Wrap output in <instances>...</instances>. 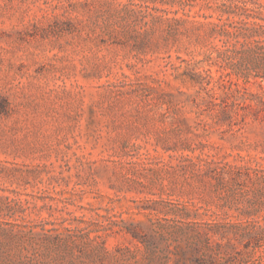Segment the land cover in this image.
<instances>
[{
	"label": "rangeland",
	"instance_id": "374dc122",
	"mask_svg": "<svg viewBox=\"0 0 264 264\" xmlns=\"http://www.w3.org/2000/svg\"><path fill=\"white\" fill-rule=\"evenodd\" d=\"M261 6L0 0V221L120 230L103 264H151L131 225L263 226L264 88L235 77L248 61L221 55L213 26ZM221 244L220 264H264V237Z\"/></svg>",
	"mask_w": 264,
	"mask_h": 264
},
{
	"label": "trees",
	"instance_id": "16d2710c",
	"mask_svg": "<svg viewBox=\"0 0 264 264\" xmlns=\"http://www.w3.org/2000/svg\"><path fill=\"white\" fill-rule=\"evenodd\" d=\"M260 8L264 9L262 6ZM231 14L232 11L221 10L218 15L221 24H213L215 33L222 38L223 49L219 53L230 59L238 55L244 57L248 67L232 64L235 77L244 83L253 78L264 88V24L249 21L250 18L264 22V14L245 15L240 20H234ZM223 16H226L224 20ZM189 79L193 83L197 81L196 75H190ZM252 97L257 100V106H264V94ZM212 98L209 103L216 105ZM241 98L242 105L249 107L245 103L247 99ZM219 112L221 117L230 119L231 114L223 107ZM108 230L109 233H104L105 227L100 230L71 227L48 229L46 223L34 225L0 221V264H75L77 259L84 257L103 264L109 255L107 238L114 232H121ZM140 230L131 225L125 233L148 250L147 257L151 264H220L221 259L217 255L223 247L221 242L227 240L230 234L264 237V225L252 224L250 229L242 224L221 222L200 224L171 220L166 225H155L151 233ZM201 241L204 245L199 247L198 242ZM67 255L70 257L68 261Z\"/></svg>",
	"mask_w": 264,
	"mask_h": 264
}]
</instances>
